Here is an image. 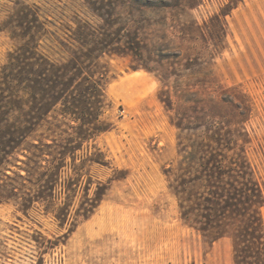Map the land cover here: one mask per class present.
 <instances>
[{
    "label": "rangeland",
    "instance_id": "obj_1",
    "mask_svg": "<svg viewBox=\"0 0 264 264\" xmlns=\"http://www.w3.org/2000/svg\"><path fill=\"white\" fill-rule=\"evenodd\" d=\"M32 31L67 73L94 74L101 108L83 124L57 105L4 161L0 193L13 182L25 196L13 171L25 177L43 144L67 219L44 211L52 197L0 202V264H235L245 218L204 214L216 176L225 194L241 186L242 159L264 229V0H0V65ZM0 116L4 148L13 120Z\"/></svg>",
    "mask_w": 264,
    "mask_h": 264
},
{
    "label": "trees",
    "instance_id": "obj_2",
    "mask_svg": "<svg viewBox=\"0 0 264 264\" xmlns=\"http://www.w3.org/2000/svg\"><path fill=\"white\" fill-rule=\"evenodd\" d=\"M27 37V42L11 52L7 62L0 65V96L3 98L0 100V113L8 115L13 120V130L6 141L7 146L3 148L0 142V168L10 167L8 164L5 165L4 161L7 162L8 156L15 151L23 153L25 148L20 146L24 139L30 136L41 122L49 118L51 111L57 105H60V113L81 120L83 124L97 120L101 108V84L93 78L94 74L80 76L73 72L72 74L67 73L59 64L39 51L36 32H29ZM77 67V63L74 62L73 68L78 70ZM4 99L9 102L8 106L2 104ZM79 102L82 104L79 105ZM42 146L41 143H32V150L27 149L30 154L26 155L28 161L24 168L25 177L18 171H13L16 176L26 180L33 190L26 192L24 196V194H19L17 186L10 182V188L0 193V202L13 201L22 211H27L34 202H46L49 197H52L49 205H44V211L58 220L67 219V214L58 211L52 195L60 178L61 166L51 162L49 173L46 174L41 170L43 168L41 160L44 154L40 149ZM232 164L231 171L242 179L241 186L235 187L231 193L226 191L227 194H225L219 186L221 181L219 176H216V180H211L213 184L209 188L211 198L204 214L205 224L210 226L212 222L219 224L228 211L243 216L245 225L230 233L234 241V263L264 264L263 225L257 210L249 206V203H254V199L259 196V188L257 184L252 185L245 161L235 159ZM14 165L21 168L16 163ZM215 168L219 173L220 166L216 164ZM226 195L229 198L227 200ZM99 200L101 196L91 203V208H88L89 212H92L95 202ZM200 229L205 231L207 228Z\"/></svg>",
    "mask_w": 264,
    "mask_h": 264
}]
</instances>
